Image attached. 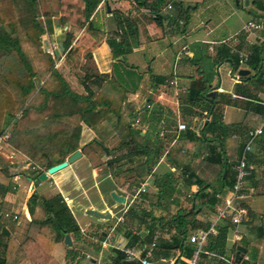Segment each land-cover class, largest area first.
<instances>
[{
	"label": "crops",
	"instance_id": "1",
	"mask_svg": "<svg viewBox=\"0 0 264 264\" xmlns=\"http://www.w3.org/2000/svg\"><path fill=\"white\" fill-rule=\"evenodd\" d=\"M143 1L152 5L159 0ZM161 1L156 9L162 18L160 25L151 20L154 14L148 8H139L133 0H104L92 19L100 32H104L102 36L93 35L87 28L70 29L76 35V41L85 36L88 38L81 46L93 47L91 55L98 68L97 77L103 83L114 77L127 92L122 113L123 116L132 115V120L128 119L130 127L116 124L121 126L119 134L126 138V142L122 141L108 151L103 139H95V143H102L101 149L106 153L104 162L108 165L112 162L110 167L114 166L115 160L127 163L125 181L119 176V164H115L112 175L107 165L106 173L112 188L119 192L115 194L125 199L124 204L127 202L121 215L110 225L107 220L112 218L114 206L102 201L101 208H97L87 197L92 185L85 187L87 175L78 172L75 165L90 141L82 142V146H86L81 147L79 159L48 177L46 181L56 187V192L41 194L36 187L41 188L42 183L39 185L34 178L36 173L30 163L3 144L0 159L8 166L0 169V260L7 258L9 263L6 264H19L21 258L29 254L26 247H32L36 242L41 224L49 215L43 201L54 197L59 198L72 214L79 236H69L71 247L64 244V239L56 243L46 264H131L122 260L120 252L110 247L101 248L103 240L133 247L142 256L154 243L150 264H189V252L194 249L188 242L190 235L210 231L209 235L215 236L218 227L224 224V219H218L217 215L230 197L229 186L235 174L239 138L250 129L262 127L264 122V0H241L244 4L241 9L249 14V18L241 20L242 25L237 30L225 26V21H220L219 17V10L231 7L236 0ZM107 5L110 10L119 11L136 22L137 44L125 60H114L106 43L110 32L115 29L112 14L104 10ZM248 22L259 25V29L242 30ZM66 31L67 27L61 30L54 27L45 50L49 44H57L56 57L63 55L62 41ZM226 49L233 61L221 59ZM252 52L255 53L254 59L260 60L256 80H251L250 70L253 69H242L237 59L238 53L250 58ZM137 53H142L138 59L135 58ZM205 58L217 72V81L215 76L207 77L202 69L201 62ZM237 62L239 67L234 69ZM141 65L150 73H139ZM239 70H248L249 74L240 76ZM245 77L247 79L243 80ZM128 81L131 84L127 85ZM204 86L207 100H196V92ZM212 92L216 95L208 98L207 94ZM212 103L213 114L208 111ZM211 121L214 124L203 130ZM179 124H184L186 129L179 130ZM202 126L203 132L200 131ZM87 130L92 133L91 129ZM252 145L248 155L249 175L243 187L245 197L238 201L246 215L226 231L223 256L235 262L240 247L245 250L244 257L248 258L240 262L264 264V128L263 134ZM120 146H124L123 150ZM226 158L229 168L228 172L223 170L222 178L227 173V180L223 183L215 164H223ZM1 160L0 165H3ZM139 165H145L148 171L147 177L145 171L141 173L146 177L143 181L134 170ZM98 170L97 166L92 167V179L97 177ZM71 177L83 182L78 186L79 194L89 201L88 209L109 213V219L103 220L88 213L96 218V221H87L91 228L79 225L70 207L72 198L65 193ZM18 180L26 181L22 190L13 183ZM200 181L206 184L203 191L198 186ZM208 184L219 185L216 188L220 187L219 191L214 192ZM32 195L37 197L35 203L28 202ZM64 197L70 202L65 203ZM5 213L16 215L17 219L4 218ZM176 216H185L182 229L176 228L172 222ZM70 249L73 253H82L85 260L78 257L79 260L72 263L70 256L74 254L68 256ZM200 256L199 264H228L220 259L222 256L205 249Z\"/></svg>",
	"mask_w": 264,
	"mask_h": 264
},
{
	"label": "trees",
	"instance_id": "2",
	"mask_svg": "<svg viewBox=\"0 0 264 264\" xmlns=\"http://www.w3.org/2000/svg\"><path fill=\"white\" fill-rule=\"evenodd\" d=\"M133 1L139 8H148L154 14L151 20L161 24L162 18L156 9L163 1L159 0L152 5L143 0ZM236 1L237 7L244 6L241 0ZM103 2L104 0H46L48 10L43 15L46 25L42 28L37 21L38 0H0V134L10 128L11 136L7 145L23 156L30 166L35 167V179L41 171L63 163L72 153L81 149L79 143L83 127L92 130L109 115L117 118L116 124L124 128L130 127V122L124 119L122 113V104L126 100L127 92L116 79L112 77L103 83L87 61L79 66L81 75L70 74L64 68H70L71 62L81 55L88 62L92 61L93 47L83 52V46L74 42L73 33L69 30L87 28L93 35L102 36L104 32H100V28L94 25L92 19ZM109 9L108 5L104 8L108 14H112L115 29L110 32L106 43L113 59L125 60L126 55L130 54L137 44L136 22L119 11ZM52 18H57L56 21L62 28H68L62 41L64 59L56 69L54 57L43 51L39 42L45 32H52ZM254 54L252 52V57L248 58V66L259 71L260 60L254 59ZM226 58H232L227 49L221 59ZM238 67L237 62L234 69ZM246 79L247 77L243 80ZM206 89L204 86L196 92V100H207ZM213 104L208 110L212 114ZM130 118L132 120L131 114L128 115V119ZM213 124L211 121L206 126L203 125L204 128L202 126L200 131L209 129ZM246 135L247 133H243L239 138L237 163L243 144L247 140ZM97 143L102 145L99 141ZM118 161L115 160V163ZM228 164L227 158L223 164H215L219 167L221 178L224 169L228 172ZM134 170L142 181L148 175L145 165H139ZM144 171L146 177L141 176ZM226 180L227 173L221 182L225 183ZM233 183L234 178L229 188ZM205 185L202 181L198 183L202 191ZM207 186L216 193L220 188L217 190L219 185L213 184ZM36 199L37 197L32 195L28 202L35 203ZM43 204L49 215L41 224L36 242L32 243V247H26L29 254L21 258L19 264L27 261L32 264H46L50 259L52 247L62 242L64 235L79 236V228L72 214L59 198L43 201ZM184 217L176 216L172 219L176 228L182 229ZM223 221L224 224L218 227L216 235L207 237L204 247L205 251L215 252L218 256L224 254L226 231L233 225L229 217H225ZM193 251L192 248L189 252L190 258ZM73 254L71 257L75 259L76 255L72 249L68 250V256ZM6 263H9L7 258L0 260V264ZM240 264L249 263L242 261Z\"/></svg>",
	"mask_w": 264,
	"mask_h": 264
},
{
	"label": "rangeland",
	"instance_id": "3",
	"mask_svg": "<svg viewBox=\"0 0 264 264\" xmlns=\"http://www.w3.org/2000/svg\"><path fill=\"white\" fill-rule=\"evenodd\" d=\"M36 10H37V21H39V24L42 26V28H45L46 24H45L44 20L46 18H44L43 15H44V12H46V10H48L46 0H38V3L36 5ZM219 13H220V15H219L220 21L224 20L225 26L231 27L232 30H237L242 25L241 20L243 21V19L247 20L249 18V16H248L249 14L244 13L242 11L241 7H237L235 4H232L231 7L220 9ZM56 20H57V18H52L50 20L51 24H52V29L54 27H57L58 30L59 29L61 30L62 27L58 24V22ZM49 35H50L49 32H45L39 38L40 46H41V48L43 47L42 49L45 52H46L45 46L48 45V41H49L48 38L51 36V35L50 36ZM73 36H74V42H77V44L84 43L88 39L85 36L84 38L80 39L79 41H76L77 37L74 33H73ZM86 47L87 48L82 47L83 52L89 51L90 47L88 44H86ZM140 54H142V53L135 54V58L138 59L139 56H141ZM53 59L55 60L54 68L56 69L57 66L63 62L64 55H59L58 57H54ZM161 60L162 59H160V61ZM203 60L204 61L201 62L203 64H201V65H202V69L205 70L206 76L207 77L209 75L215 76L214 79H216L217 72H215L212 63L209 62L208 58L207 59L205 58ZM140 61L142 62V59ZM84 62H86L89 65V67L93 68V70L98 74V68L96 67V65L94 63V59H92V61L89 60V62H88V60L84 59L83 55H81L80 57L76 58L73 62H71L70 68H68V66L67 67L65 66L64 68L66 70H68L70 72V74H73L75 76L81 75L82 73H81V70L79 69V66L84 64ZM248 67H249L248 65H241L242 69H245ZM118 70H119V67H118ZM250 71L252 73L251 74V80L258 79L259 72L255 71V70H250ZM139 73L149 74L150 72H148L147 68H145L144 66L141 65ZM117 74H119V71H117ZM223 74L225 75V72H223ZM74 80H76V78H74ZM216 81H217V79H216ZM129 84H131L130 81L127 82V85H129ZM254 84H255V82H254ZM124 119L128 120V115H124ZM119 127H121V126L116 125V118L114 115L108 116L101 124L97 125L96 128L92 129L91 130L92 133L89 132V130H87L89 128L85 129V131H84L83 129L86 127H83L82 131H81V141H80L79 145L82 147V142H85V141H90L89 142L90 145L87 146V148H85V150L83 152V157L81 159H79L75 165L76 166L75 168L78 172L80 171L85 176L87 175L85 177L86 178V182L84 183L85 187L88 188L89 185H92V188L90 191H88V195H87L90 202L93 203L94 206L97 208H101L102 201L107 202L108 204L110 203L114 206V208L111 209V211L113 213L112 218L107 220V221H110L109 222L110 225L114 224L117 221V218L121 215V212L125 208L127 202L125 204H122V203L113 204L112 203V201H114L112 198V193L119 194V192L117 191L116 188H114V189L112 188V182L108 178V176L106 175L107 170H108V168H107L108 164L104 162V160L106 159V153H103V150L101 149L102 147L98 143L93 142L92 140H95L98 138L103 139L104 141L102 143H104V146H106V149L108 151H110L112 147L116 146L117 144H121L122 141L126 142V138L120 136V134H119V132H120ZM205 133L206 132H204V134ZM123 147L124 146H122V147L120 146L121 150H123L122 149ZM17 160H18V162H20L19 157L17 158ZM115 164L120 165L119 169H121V171H120L119 176L121 177L122 180L125 181L127 179V171H125L127 163L117 162V163H114V166H112V167L109 166V165H111L109 163L108 166L110 167L109 170H110L111 175H112L113 169H114V171L116 170ZM0 166H1L0 169H4L8 165L3 164ZM94 166H97V168L99 170L97 172V177L92 179L90 177V171H91L92 167H94ZM30 168H32V166ZM113 175H114V173H113ZM115 176L117 177V174ZM13 183L18 185L19 189L22 190V185L24 183L26 184V181L25 180H18V181H15ZM41 183L42 182H40V184ZM80 184L83 185V182H81V180L77 181L74 177H71V179H69L68 182L66 183L67 190H65L66 191L65 193H67V195H69L70 198H72V204L70 205V207H71L72 211L74 212V215L77 217V221H78L79 225L81 227L86 228V229H90L91 228L89 226L90 223H88V222L91 220L96 221V218L94 216L88 215V212L90 211L88 209L89 201L87 200V198H85V196L79 194L80 189L78 186ZM36 188H37L38 194H41L43 192H56V187L54 185L50 186L48 181H44L42 183L41 188L40 187H36ZM17 210H19V209H17ZM92 211H95V210H92ZM74 248L78 249L77 246H74ZM74 253L76 255V257H75L76 260L78 259V257L79 258L83 257L82 253H80L79 251H74ZM75 259L74 258L71 259V256H70V260H73L72 263H75V261H76ZM82 259L85 260L84 257Z\"/></svg>",
	"mask_w": 264,
	"mask_h": 264
},
{
	"label": "built area",
	"instance_id": "4",
	"mask_svg": "<svg viewBox=\"0 0 264 264\" xmlns=\"http://www.w3.org/2000/svg\"><path fill=\"white\" fill-rule=\"evenodd\" d=\"M252 29L253 30L259 29V25L254 24V22L253 23L248 22L242 27V30L247 32H249ZM57 51H58L57 44H50L49 47L46 49V53L52 57H55ZM237 59L240 65H246L249 60L248 56L241 53H238ZM263 128H264V122L262 127L256 129H250L247 132L246 135L247 140L245 144H243L244 146L240 153L239 161L235 167L234 183L230 187V197L224 201L223 208L218 212L217 215L218 219H224L225 217H229L230 222L232 224L233 223L238 224L246 215V210L241 205H239L238 201L243 200L245 197L243 187H244V182L249 175L248 162H247L248 155L252 151V146H253L252 144H254V141L257 139V137L263 134ZM178 129L185 130L186 126L184 124H179ZM10 136L11 134L9 127L6 128L3 133L0 134V150L2 149L3 144H7V142L10 139ZM32 169L35 170V167H32ZM42 172H46V171H41L40 173ZM38 184L40 185L39 182ZM139 191H142V189H140ZM63 201L65 203L70 202L69 198L66 197L63 198ZM3 216L4 218L12 217L14 220L17 219L16 215L10 216V214L8 213H5ZM210 233H211L210 231L194 232L190 235V237L188 238V242L194 246V251L189 260V264H198L200 255L204 252L206 240ZM100 247L101 248L110 247L111 249L120 252L125 262L128 263L138 262L139 264H150L149 258L151 256V252L153 248L155 247V244L154 243L151 244L143 256L137 251V249L133 247H125V246L110 244L104 240L100 242ZM244 256L243 258L247 260L248 258ZM220 259L228 264H236L233 260L227 259L225 256H222Z\"/></svg>",
	"mask_w": 264,
	"mask_h": 264
},
{
	"label": "water",
	"instance_id": "5",
	"mask_svg": "<svg viewBox=\"0 0 264 264\" xmlns=\"http://www.w3.org/2000/svg\"><path fill=\"white\" fill-rule=\"evenodd\" d=\"M236 3H237V1H236ZM245 4L247 5L248 2H245ZM238 74L240 76H245V75L249 74V71L248 70H239ZM214 95H216V92H212L210 94H207V97L208 98L209 97H213ZM85 146H86V144L83 145L82 147H85ZM80 157H81L80 150L75 151L63 163L47 169L46 172L40 173L38 178L36 179V181L39 182V183L40 182L43 183L44 181H46L48 179L49 176H52L53 174L65 169L69 164H72L73 162H75ZM33 187H34V185H33ZM112 198L117 203L124 204V202H125V199L123 197L117 196L115 193H112ZM88 213L91 214V215H94L97 218L103 219V220H106V219L110 218V214L109 213L101 214L99 212L92 211V210H90ZM64 236H65L64 237V244L67 247H71L70 237L67 236V235H64ZM244 253H245V250L243 248H240V247L237 248V252H236V255H235V263L236 264L240 263V261L242 260V258L244 256Z\"/></svg>",
	"mask_w": 264,
	"mask_h": 264
}]
</instances>
